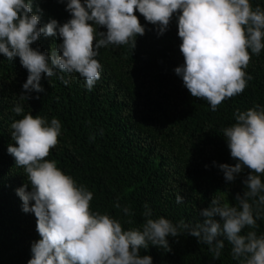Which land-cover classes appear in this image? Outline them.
<instances>
[{
	"label": "clouds",
	"instance_id": "clouds-1",
	"mask_svg": "<svg viewBox=\"0 0 264 264\" xmlns=\"http://www.w3.org/2000/svg\"><path fill=\"white\" fill-rule=\"evenodd\" d=\"M66 10L71 13L67 22L50 18L40 26L43 9L37 0H0V54L9 61L19 57L29 73L20 100L43 92L42 74L51 78L57 70L78 73L91 91L102 73L96 59L99 49L129 45L134 50L137 36L145 34L137 11L156 26L158 35L176 17L184 62L174 71L190 94L205 99L213 111L245 90L252 79L245 71L251 60L249 50L259 55L264 49V10L253 9L250 0H67ZM41 34L62 38V43L50 53L31 47ZM59 79L69 83L63 75ZM4 112L13 115L10 132L15 144L9 145L8 152L27 178L16 192L22 210L35 214L40 236L32 243L28 264H153L152 256L141 255V249L151 244L170 251L168 237L183 233L208 245L213 259H220L227 241L232 257L242 259V264H264V235L254 230L264 215V107L237 110L236 123L223 129L230 155L237 161L217 165L225 180L235 181L238 174L250 170L243 181L245 191L236 194L235 204L214 195L210 206L199 213L204 219L195 224L153 218L145 204L142 225L127 230L109 214L92 211L93 193L59 169L56 161L45 159L61 135L57 118L49 124L46 118L29 113L16 120L24 112L19 103ZM183 201L178 194L176 202ZM114 207L121 208L118 200ZM123 212L132 215L129 207Z\"/></svg>",
	"mask_w": 264,
	"mask_h": 264
},
{
	"label": "trees",
	"instance_id": "trees-1",
	"mask_svg": "<svg viewBox=\"0 0 264 264\" xmlns=\"http://www.w3.org/2000/svg\"><path fill=\"white\" fill-rule=\"evenodd\" d=\"M37 3L43 9L40 26L50 18L60 24L71 18L67 0ZM250 3L253 9L264 10V0ZM136 14L145 34L137 36L134 50L129 45L99 49L96 59L103 66L102 73L91 91L78 73L57 70L51 78L42 74L43 92L20 100L29 73L19 57L9 61L0 54V264H28L32 243L40 239L35 214L22 210L16 192L27 182L26 173L8 152L9 145L15 144L10 132L13 115L4 110H12L16 103L24 108L16 120L32 113L49 124L52 118L61 122L58 144L45 159L56 161L59 169L93 193L92 211L120 220L125 230L142 225L145 204L153 218L195 224L204 219L199 213L210 206L214 195L235 204L236 194L245 191L243 181L250 170L228 182L217 165L237 162L223 136V129L236 123L237 110L264 107V49L259 55L249 50L251 60L245 71L252 79L245 90L226 98L213 111L205 99L190 94L174 71L184 62L176 17L158 35L155 25ZM58 43L62 38L41 34L31 47L50 53ZM60 75L69 80L67 85ZM178 194L184 197L183 203L176 202ZM117 200L120 209L114 207ZM124 207L132 215H125ZM257 225V235H264V215ZM168 240L170 251L149 244L140 254L152 256L153 264H242V259L232 257L227 241L220 259H213L208 245L187 233Z\"/></svg>",
	"mask_w": 264,
	"mask_h": 264
}]
</instances>
